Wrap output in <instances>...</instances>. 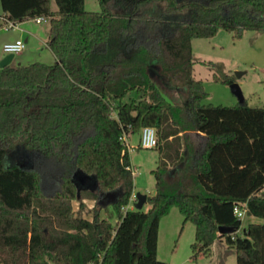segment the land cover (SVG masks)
Returning a JSON list of instances; mask_svg holds the SVG:
<instances>
[{
  "label": "trees",
  "instance_id": "16d2710c",
  "mask_svg": "<svg viewBox=\"0 0 264 264\" xmlns=\"http://www.w3.org/2000/svg\"><path fill=\"white\" fill-rule=\"evenodd\" d=\"M54 1L0 0L12 21L48 20L55 57L0 68V264H168L157 237L172 207L195 227L193 256L218 239L236 264H264V106L203 103L191 47L219 29L264 32V0ZM144 126L160 153L155 194L146 211L123 210L133 183L120 137ZM114 190L116 226L99 215ZM84 198L91 219L73 212ZM235 206L262 221L238 234Z\"/></svg>",
  "mask_w": 264,
  "mask_h": 264
},
{
  "label": "rangeland",
  "instance_id": "374dc122",
  "mask_svg": "<svg viewBox=\"0 0 264 264\" xmlns=\"http://www.w3.org/2000/svg\"><path fill=\"white\" fill-rule=\"evenodd\" d=\"M51 9L56 10L54 0H51ZM84 8L87 11H99L98 0H85ZM0 5V14H2ZM168 17L183 20L187 17V10L172 13ZM28 26L37 27L40 39L29 38L25 47L19 53L14 54L11 65L19 64L22 57V64L41 62L51 64L54 56L47 45L43 42L45 33L48 30L49 22L44 20L37 24L32 19H26ZM16 28L0 30V61L6 55L2 50L5 42L15 38ZM24 40V37H21ZM43 40V41H42ZM47 43V42H46ZM193 69L192 76L201 80L207 96L203 103L213 105L232 106L238 104V98L232 94L229 84L216 81L214 75L221 78L228 75L232 77L241 89L244 102L250 107L264 106V32L245 30L240 38H234L233 34L224 29H219L211 37H198L191 40ZM29 60V61H26ZM21 64V63H20ZM173 94V93H172ZM175 93L176 102H182L184 95ZM128 142L130 170L132 171V194H155V177L152 173L157 166L160 153L157 148H142L139 145L138 133L132 134ZM49 192V188H45ZM72 201L75 215L92 218L94 200L82 199ZM129 207L135 209V203L129 202ZM148 203H144L141 210L146 211ZM100 218H104L116 226L118 217L115 214L111 203H104L99 210ZM242 224L238 234L249 223L262 221L254 216L246 214L241 218ZM183 217L176 207H172L169 213L163 216L159 222L157 237V259L171 264H236V254L233 249L226 246L224 242H216L212 246V252L208 255L199 254L193 256L191 245L194 242L195 227L191 222L182 225Z\"/></svg>",
  "mask_w": 264,
  "mask_h": 264
},
{
  "label": "built area",
  "instance_id": "2783aa9c",
  "mask_svg": "<svg viewBox=\"0 0 264 264\" xmlns=\"http://www.w3.org/2000/svg\"><path fill=\"white\" fill-rule=\"evenodd\" d=\"M2 20H3L2 28L5 30L17 27V23L15 21L8 19L7 17H2ZM33 20L36 22H41V21H44L46 19L44 17L39 16V17L33 18ZM24 47H25V43L21 39H17L14 41L3 43L2 50L6 54H13L14 55V54L19 53L21 50H23ZM120 140L125 144L127 149H129L130 143L128 142V136L126 135V133H123L121 135ZM156 144H157V137H156L155 128L152 126L142 127L140 130V134H139V145H140V147H142V148H154L156 146ZM135 201H136L135 195L132 194L130 199H129V202L135 203ZM126 209H132L131 207H129V203L127 204L126 207L123 208V210H126ZM233 211H234V214L239 218H242V216L245 215V209H241L238 206H235ZM217 234H221V233L219 231H217Z\"/></svg>",
  "mask_w": 264,
  "mask_h": 264
},
{
  "label": "water",
  "instance_id": "95a60500",
  "mask_svg": "<svg viewBox=\"0 0 264 264\" xmlns=\"http://www.w3.org/2000/svg\"><path fill=\"white\" fill-rule=\"evenodd\" d=\"M13 57H14L13 54H6L2 58V60L0 61V68L4 67L6 65H9L10 62L12 61ZM229 86H230V90H231L232 94H234L238 98L239 104H243L244 98H243V94L241 92L239 85L236 82H232L229 84ZM117 195H118V193L115 190L106 192L104 194V197H103L105 200V203L114 202L117 198ZM135 198H136L135 209L140 210L146 201V195L141 194V193H137V194H135ZM218 231L222 234V233L232 232V229L229 227L221 226V227H219Z\"/></svg>",
  "mask_w": 264,
  "mask_h": 264
},
{
  "label": "crops",
  "instance_id": "0c3cea01",
  "mask_svg": "<svg viewBox=\"0 0 264 264\" xmlns=\"http://www.w3.org/2000/svg\"><path fill=\"white\" fill-rule=\"evenodd\" d=\"M84 3H85V0H84ZM2 17H7L6 15H4L3 13L2 14H0V30L1 29H3L2 28V25H3V20H2ZM33 20V19H32ZM35 23H37V24H41V22H36V21H34ZM17 23V27H16V34H15V38L13 39V40H11V41H14V40H17V39H21V37H24V40H23V42L24 43H27L28 41H29V38L31 37V38H33V39H40L39 38V32H38V29H37V27L35 28V26H28L27 25V21L26 20H23V21H20V22H16ZM48 32H49V28H48V30H44V33H45V36L44 37H46V38H44V43L46 44V42H47V39H48ZM5 41H7V40H5ZM5 41L3 42V43H5ZM8 42H10V41H8ZM0 45H1V42H0ZM54 56V55H53ZM0 59H1V57H0ZM22 57H20V61H19V64L21 63L22 64ZM26 61H29V60H26ZM12 62V61H11ZM11 62H10V64H11ZM54 62H55V57H54ZM138 135H139V133H138ZM131 136V135H130ZM130 136H128V139H129V137ZM261 222V221H260ZM216 242H221V240H218V239H216L214 242H213V244H212V246H214V244L216 243ZM168 264H171V263H168Z\"/></svg>",
  "mask_w": 264,
  "mask_h": 264
}]
</instances>
